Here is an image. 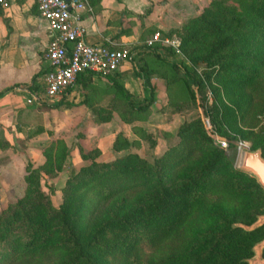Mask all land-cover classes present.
<instances>
[{"label": "trees", "instance_id": "16d2710c", "mask_svg": "<svg viewBox=\"0 0 264 264\" xmlns=\"http://www.w3.org/2000/svg\"><path fill=\"white\" fill-rule=\"evenodd\" d=\"M88 1L93 5L99 0ZM236 1L239 10L227 7L225 0H213L176 31L182 54L194 66L208 67L201 75L177 61L178 55L170 60L165 52L172 48L160 44L140 48L138 53H149L150 60L131 58L133 73L146 89H152L153 76L168 81L170 71L182 72L181 87L205 108L202 94L209 85L214 98L204 112L214 131L201 118L184 122L177 143L152 162L132 151L136 142L122 132L112 144V159L97 161L98 148L80 149L81 158L89 162L70 169L59 207L53 206L40 181L64 168L69 149L62 139L49 143L42 165L26 162V194L0 211V264H42L53 254L59 258L49 264H247L252 247L264 238V225L245 231L233 224H251L264 212V190L253 176L234 168L212 137L253 139L258 136L254 117L264 108V0ZM203 44L205 50L199 47ZM109 75V107L97 99L92 73L77 77L82 87L90 88L83 101L94 120L110 121L122 101L127 108L123 121L141 120L151 103L138 104L120 76ZM146 98L151 101L152 94ZM133 130L147 136L141 126L133 125ZM253 148H261L264 156V137Z\"/></svg>", "mask_w": 264, "mask_h": 264}, {"label": "crops", "instance_id": "0c3cea01", "mask_svg": "<svg viewBox=\"0 0 264 264\" xmlns=\"http://www.w3.org/2000/svg\"><path fill=\"white\" fill-rule=\"evenodd\" d=\"M210 2L99 0L92 5L84 0V8H79L78 12L86 29L87 42L106 43L131 53L115 73L133 95L149 97L154 93L161 95V86L156 84L155 88L157 80L151 77L152 89L144 88L142 79L133 73L135 63L131 58L139 63L145 58L150 60L149 53L140 55L138 52L144 46L162 45L160 41H153L154 34L159 33L163 38L174 33L188 19L198 16ZM49 40L48 24L40 17L34 0H10L8 8L0 7V197L17 184L23 186L26 162L30 161L34 167L42 165L44 147L57 139L66 143L69 155L64 168L57 172L55 182L65 179L70 166L77 168L86 162L80 157V149L98 148L97 161L112 159L116 155L112 144L117 133L122 132L129 141L138 143L140 138L133 125H151L147 121L126 123L119 111L113 112L110 121L96 122L92 109L83 101L90 88L82 87L80 80L61 99L63 103L59 107L28 104L26 100L31 93L40 91L43 76L49 69L43 58ZM112 76L92 77L90 85L100 95L99 101L113 95L109 91ZM29 84L31 88L25 87ZM41 127L43 131L35 134ZM167 141L159 137L156 147L163 148ZM136 143L131 146L132 151ZM44 178L49 179L46 175L42 180Z\"/></svg>", "mask_w": 264, "mask_h": 264}, {"label": "rangeland", "instance_id": "374dc122", "mask_svg": "<svg viewBox=\"0 0 264 264\" xmlns=\"http://www.w3.org/2000/svg\"><path fill=\"white\" fill-rule=\"evenodd\" d=\"M212 1L213 0H211V2ZM224 4L227 7L235 6L237 10H239V3L236 0H225ZM167 37L170 40V43L164 44L162 46H164L165 48H172V51H170V53H168L167 51L165 52V55L169 57L170 60L174 59L173 54H175V55H178V57L175 58L177 61L182 60L189 67L195 68L200 75L202 74L204 70H208V67L206 66L205 63H199L198 65L194 66L192 62L186 56L182 54L181 49H180L181 39H180V36L176 34V31L174 33H168ZM203 46L205 47L204 44L201 46L199 45L201 50H205ZM169 74H170L169 75L170 78L168 81H166L167 79L162 80L160 77L153 76L156 78L155 80H157L154 83V87L156 88V84L161 86V89H162L161 95L157 93L152 94L151 101L149 100V98L145 99L144 96L134 95V98H133L134 101H136L140 105L145 104V103L147 104L148 102L151 103L149 107V112L145 113L146 115L145 114L141 115L142 116L141 120L137 119L134 121V123L136 121H147L151 124L146 127L139 125V124L136 125L139 127L141 126L145 130L147 136L145 137L139 136L140 139H138V143H136L137 146L134 149L135 152H137L138 154H140L142 157L146 158L150 162H152L155 157L160 156L167 149L168 146L174 145L177 143V141L179 140L177 136V131L180 125L183 124L184 122H188L193 119L201 118V120L205 124L206 129L209 132L214 131L212 124H210V121L208 117L206 116V113L204 112V109L206 107L211 106L212 100L214 98V94H213L211 87L207 85V87L203 91L202 97H205L206 101L203 102V107L205 108H202L201 106H199L200 99L192 98L190 94L187 93L186 89L184 87H181L182 86L181 80L183 78L182 72H177V71L171 72L170 71ZM109 99L110 98L102 101V104L105 105L106 107H109L110 102H111ZM258 100L261 101V99H258ZM177 102L183 104L181 109H178V108L176 109L172 107V105L176 104ZM116 107H117L116 111H119L120 113H122L121 119L122 120L127 119V117H123V114H125V111L127 110L124 104V101H122V103H119ZM254 118L255 120L253 123V128L256 132H258V136L253 137V139H249V140L234 139L232 141H226L227 145L225 147H222L219 144L221 148L225 150L227 158L231 161L234 168L236 169H238L236 167V158H237L239 148L242 146H246L249 149H258V148H253L254 144L256 140H260L264 137V108L261 112L256 114ZM224 129L228 130V132L231 133L229 129L226 128V126H224ZM159 137H162V138L165 137L168 140L166 145L163 146V148L161 149L160 148L158 149L156 147V145L158 144ZM215 141L217 142V140ZM89 151H92V149L86 150L84 152H89ZM88 162L87 161L84 162L83 165ZM81 166L77 168L70 166L68 168L65 179L58 181V182H55L58 174L54 176L46 175V177H48L50 180L45 179V178L44 180L41 179L40 181L41 187L49 195L54 207H59V205L62 202V189L65 185L66 179L68 178L70 169L72 167L75 169H79ZM43 177H45V175ZM22 185L23 186H21L20 184L15 185L16 186L15 189H9V191L5 192L6 195H3L0 197V211L6 208L9 203L15 202L17 199L21 198L22 196L26 194V191H27L26 183L24 182ZM263 257H264V254H263ZM58 258H59V255L57 254L50 255L42 259V264H49V263L55 262Z\"/></svg>", "mask_w": 264, "mask_h": 264}, {"label": "built area", "instance_id": "2783aa9c", "mask_svg": "<svg viewBox=\"0 0 264 264\" xmlns=\"http://www.w3.org/2000/svg\"><path fill=\"white\" fill-rule=\"evenodd\" d=\"M39 15L48 24L50 40L43 51L49 69L44 74L39 92L31 93L28 104L54 102L66 95L78 75L90 72L106 76L117 71L128 58V51L116 49L106 43L91 44L86 41V29L81 24L79 8L84 0H34ZM10 0H0L1 8H8ZM153 41L162 45L170 43L167 36L154 34ZM152 44L151 41H149ZM222 147L225 141H217Z\"/></svg>", "mask_w": 264, "mask_h": 264}, {"label": "water", "instance_id": "95a60500", "mask_svg": "<svg viewBox=\"0 0 264 264\" xmlns=\"http://www.w3.org/2000/svg\"><path fill=\"white\" fill-rule=\"evenodd\" d=\"M212 137L217 141L226 140L225 137L217 134H213ZM236 167L253 176L264 190V156L260 148L249 149L246 146L240 147L236 158ZM262 225H264V212L257 215L256 220L251 224L235 223L233 228L240 227L245 231H253ZM263 251L264 238L256 242L252 247L253 255L245 259L247 264H264Z\"/></svg>", "mask_w": 264, "mask_h": 264}]
</instances>
